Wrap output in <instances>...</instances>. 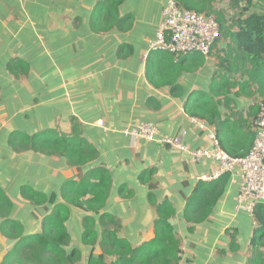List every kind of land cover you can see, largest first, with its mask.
I'll list each match as a JSON object with an SVG mask.
<instances>
[{
  "label": "crops",
  "instance_id": "obj_1",
  "mask_svg": "<svg viewBox=\"0 0 264 264\" xmlns=\"http://www.w3.org/2000/svg\"><path fill=\"white\" fill-rule=\"evenodd\" d=\"M167 1L122 0L117 19L131 17V27L123 30L114 25L118 24L115 20L107 22V30L97 27L98 31V0H0V197L10 201L8 219L20 225L22 236L41 234L43 219L53 204L63 203L62 186L79 182L97 169L111 178L99 215L114 217L120 226L118 237L132 248L154 238L158 211L152 202L167 201L174 209L170 220L181 241L178 264H250V239L256 223L252 214L236 208L240 176L227 173L226 186L209 219L189 225L183 219L186 201L202 177L216 170L217 162L206 158L194 162L188 152L125 134L147 122L156 127L158 137L185 132L181 139L189 150L214 147L208 137L214 127L206 123L201 129L185 113L184 105L192 92L208 91L218 72L217 54L225 43L218 41L208 56L203 55L202 67L181 73L175 82L179 89L156 87L147 72L153 53L149 44L163 20ZM253 2L250 12L258 10V0ZM210 10L229 15L238 12L229 10L228 0H206L205 11ZM16 59L23 65L16 71L18 77L8 71L9 62ZM235 91L230 95L234 99L231 107L253 129L255 117L247 113L254 100L234 97ZM219 110L222 118L229 115ZM74 126L98 153L85 165L70 166L62 156L33 150L16 152L8 143L12 137L44 131L69 136ZM23 187L46 201L35 205L21 195ZM69 211L65 251L78 252L80 259L75 264H88L90 258L102 254L99 215L71 206ZM3 213L2 207L0 264L18 241L2 233ZM87 216L96 221L94 246L84 245L81 239L82 219ZM233 233L235 249L230 248ZM114 261L115 257L103 256L105 264Z\"/></svg>",
  "mask_w": 264,
  "mask_h": 264
},
{
  "label": "trees",
  "instance_id": "obj_2",
  "mask_svg": "<svg viewBox=\"0 0 264 264\" xmlns=\"http://www.w3.org/2000/svg\"><path fill=\"white\" fill-rule=\"evenodd\" d=\"M174 1L184 9L212 16L219 26L220 40L225 41V49L217 54L218 72L212 78L208 91L192 92L186 100L184 111L188 116L215 128V137L225 153L235 158L244 157L252 146L256 126L253 124L252 129L243 114L233 111L231 106L234 99L230 95L236 90L234 97L253 99V106L249 108L247 116L255 117L256 120L260 106L264 104V0H258V10L251 12L253 0H228L229 10H238L230 15L222 11L206 12V0ZM121 2L122 0H98L96 29L98 27L107 30V22L118 20V6ZM101 21L106 23V27L102 26ZM130 22L131 17L128 16L114 25L127 30L131 27ZM203 64L204 56L199 53L175 57L169 53L153 51L152 56L148 58L147 72L156 87L170 85L173 90L178 88L175 82L181 73L195 71ZM22 66L17 59L10 61L8 71L18 77L16 71ZM220 108L227 110L229 115L222 118ZM8 143L16 152L33 150L45 155L62 156L70 166L90 163L98 154L97 150L82 138L76 126L69 136L44 131L31 136L21 134L17 138L12 137ZM228 178L229 175L224 174L210 182L200 181L196 185L183 210L186 223L199 225L209 219ZM110 186L109 175L97 169L86 173L79 182H67L60 190L63 203L53 204L52 212L43 219L41 234L35 236L21 235L20 225L8 219L10 201L0 197V210L4 208L3 216L6 218L2 223V233L18 239L3 264H75L80 259L78 252L65 251L69 242L65 227L70 215L69 206L99 215L105 206ZM21 195L37 206L46 201L43 195L27 187L21 189ZM149 197L151 199V195ZM50 201L53 202V196ZM152 203L157 205L158 211V218L154 222V238L136 248H132L126 240L118 237L120 226L114 217L99 215L98 224L102 230L99 247L102 254L98 258H90L88 264H105L104 255L115 257L112 264H178L182 250L181 241L170 220L174 216V209L167 201ZM252 216L256 226L250 239L249 262L264 264V202L256 205ZM95 225L96 221L91 216L82 219L81 239L84 245L96 244ZM191 231V228L188 229V232ZM234 236V233L231 234L232 249L236 248Z\"/></svg>",
  "mask_w": 264,
  "mask_h": 264
},
{
  "label": "built area",
  "instance_id": "obj_3",
  "mask_svg": "<svg viewBox=\"0 0 264 264\" xmlns=\"http://www.w3.org/2000/svg\"><path fill=\"white\" fill-rule=\"evenodd\" d=\"M220 37L219 26L212 16L184 9L174 0H168L163 8V20L156 30L155 39L149 44V51L167 52L175 57L195 52L208 56ZM193 120L199 122L201 129L206 127L205 122L195 118ZM254 124L256 132L252 146L241 158L231 157L219 147L214 128L208 133V137L213 140L212 149L189 150L181 139L185 132L177 136L158 137L156 127L147 122L125 131V134L188 152L194 162L204 158L214 160L218 164L216 170L202 177L203 181L209 182L227 173H237L241 186L236 208L252 214L256 205L264 202V104H261Z\"/></svg>",
  "mask_w": 264,
  "mask_h": 264
},
{
  "label": "rangeland",
  "instance_id": "obj_4",
  "mask_svg": "<svg viewBox=\"0 0 264 264\" xmlns=\"http://www.w3.org/2000/svg\"><path fill=\"white\" fill-rule=\"evenodd\" d=\"M221 41H223V42L225 43L224 39H223V40H220L219 42H221ZM245 212H246V211H245ZM247 213H249V212H247ZM249 214H251V213H249Z\"/></svg>",
  "mask_w": 264,
  "mask_h": 264
}]
</instances>
